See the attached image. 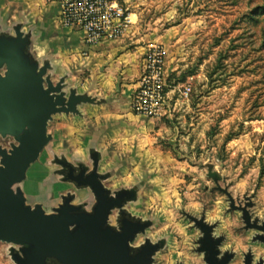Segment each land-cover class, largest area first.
I'll return each instance as SVG.
<instances>
[{
	"label": "rangeland",
	"instance_id": "1",
	"mask_svg": "<svg viewBox=\"0 0 264 264\" xmlns=\"http://www.w3.org/2000/svg\"><path fill=\"white\" fill-rule=\"evenodd\" d=\"M119 2L131 13L134 42L130 48L146 46L143 62L151 47L158 45L164 50L165 91L172 117L170 121L162 120L164 115L145 117L130 105L136 117L125 126L132 134L121 148L111 142V129H105L106 159L117 149L125 150L131 163L125 167L127 175L115 174L106 185L114 190L141 186L138 202L130 203L128 209L154 220L146 234L152 241L167 240L166 247L155 256L156 264L203 263L194 251L199 231L182 212L198 217L205 212L208 222L219 221L216 233L226 236L222 249L234 250L237 255L231 264H242V254L249 248L256 261L264 258V246L252 242L255 231L243 229L240 212H227V195L207 176L211 164L213 171L222 175L220 186L236 198L251 197L255 202L253 215L264 219V0ZM35 56L42 63L50 54ZM61 74L57 71L52 78L58 81ZM89 75L85 71L83 79ZM187 87L190 90L186 93ZM79 109L84 114V106ZM66 116L70 119L63 120ZM76 116L54 117L72 125L76 134L87 133L93 138L87 123ZM154 119L161 121L150 123ZM88 140L80 143L86 164H90ZM12 142L11 137L0 138V145L7 149ZM45 156L46 150L29 168L23 185L27 194L42 197L47 202L46 210L52 211L59 202L48 203L52 201V190L49 188L44 195L37 191ZM115 163L103 161L100 169L111 170ZM74 192L75 203L93 200L90 191ZM111 219L114 222V215ZM143 241L140 235L136 243ZM0 264H15L7 243H0Z\"/></svg>",
	"mask_w": 264,
	"mask_h": 264
},
{
	"label": "water",
	"instance_id": "2",
	"mask_svg": "<svg viewBox=\"0 0 264 264\" xmlns=\"http://www.w3.org/2000/svg\"><path fill=\"white\" fill-rule=\"evenodd\" d=\"M22 28L16 24L12 33L0 26V138L13 139L10 149L0 145V243L10 246L15 264H156L155 256L167 240L152 241L146 234L154 220L128 209L138 202L141 186L109 188L105 182L114 171H99L101 153L94 144L89 149L90 164L71 162L64 154H55L52 161L62 182L77 191L89 190L94 201L75 203L76 192L70 191L50 213L40 203L27 202L21 184L53 140L48 127L54 116H80L81 105L105 100L78 93L65 76L55 81L53 64L48 59L40 62L31 31ZM207 176L227 195V212H240L243 229L256 231L252 242L264 245V219L254 217V200L244 196L246 201L239 202L221 187L222 175L211 164ZM182 213L199 231L194 251L202 256V264H231L237 255L222 249L226 236L216 233L219 221L208 222L205 212L199 217ZM140 235L144 241L135 245ZM242 255V264H264L263 258L254 263L251 248Z\"/></svg>",
	"mask_w": 264,
	"mask_h": 264
},
{
	"label": "crops",
	"instance_id": "3",
	"mask_svg": "<svg viewBox=\"0 0 264 264\" xmlns=\"http://www.w3.org/2000/svg\"><path fill=\"white\" fill-rule=\"evenodd\" d=\"M59 15L60 7L56 0H0V26L2 29L13 33L12 27L21 24L25 32L31 31L32 33L35 53L38 56L43 52L50 54L48 60L53 64V75L57 71H62L63 74L59 78L65 76L69 87H75L78 93L86 92L93 97L105 100L99 105H81L84 106L82 109L84 114L81 111V115L76 116L82 122L87 123L86 129H91L88 133L94 135L93 138H90L87 133L76 134L72 125L67 126L63 120L70 119L69 116L63 120L60 119L61 117H54L50 123L49 130L52 129L50 133L53 135V140L45 148L46 156L42 163V178L38 181L37 191L45 194L50 188L53 197L52 201L48 203L58 200L57 206L61 202V196L70 191L74 192L75 188L69 183L62 182L60 175L56 174L58 166L52 163L54 155L64 154L71 162L86 163L83 160L84 151L81 149L83 146L80 143L83 141L87 143L88 137L87 159L89 160L90 146L94 144L101 153L100 172L114 171V175L120 173L127 175L125 167L131 165L130 157L124 153L125 150L120 152L117 149L112 156L107 154L108 159H106L108 140L104 139V135L107 133L105 129H111V142H116V146L119 148L130 139L129 135L132 134V130L126 129L125 126L136 117L130 109V100L139 88V79L143 69V54L146 50V46L141 45L130 48V44L134 42L130 32L131 13H129V24L121 37L107 38L94 46L85 44L84 33L79 28L62 25ZM85 71L90 73L86 80L83 79ZM167 100V111L161 118L162 120L163 118L169 120L172 117V105L169 99ZM85 113L89 115L87 114L86 117ZM161 119L149 121L151 123L161 121ZM150 130L141 129L140 132H149ZM145 135L150 143V137L146 133ZM49 146H51L50 149H48ZM59 149H64V151ZM103 161L105 164L117 163L111 170L102 171L100 165ZM23 183L21 187L27 202L31 205L40 203L46 210L47 202L36 194H27ZM33 200L35 201L32 202ZM54 207L56 206H53L51 210Z\"/></svg>",
	"mask_w": 264,
	"mask_h": 264
},
{
	"label": "built area",
	"instance_id": "4",
	"mask_svg": "<svg viewBox=\"0 0 264 264\" xmlns=\"http://www.w3.org/2000/svg\"><path fill=\"white\" fill-rule=\"evenodd\" d=\"M60 21L66 27H77L84 33L85 44L98 45L107 38L123 35L129 24V13L119 0H56ZM139 88L130 100L139 115L158 118L166 114L165 56L160 46L150 48L145 58ZM190 87L186 88V93Z\"/></svg>",
	"mask_w": 264,
	"mask_h": 264
},
{
	"label": "flooded vegetation",
	"instance_id": "5",
	"mask_svg": "<svg viewBox=\"0 0 264 264\" xmlns=\"http://www.w3.org/2000/svg\"><path fill=\"white\" fill-rule=\"evenodd\" d=\"M238 199H239V202H242V203H244V202L246 201V199H243V198H241V197H238ZM47 212L50 213L51 211H47ZM255 216L258 217L260 220H262L261 217H259V216H257V215L254 214V217H255ZM255 233H256V231H255ZM255 233H254V235H255ZM254 235H253V236H254ZM135 245H137V243H135ZM262 245H263V244H262ZM263 246H264V245H263ZM9 248H10V246H9ZM16 249L18 250L19 248L17 247ZM254 254H255V253H254ZM259 259H260V258H258V260H259ZM263 259H264V258H263ZM258 260H257V261H258ZM257 261H256V256L254 255V263H256Z\"/></svg>",
	"mask_w": 264,
	"mask_h": 264
}]
</instances>
